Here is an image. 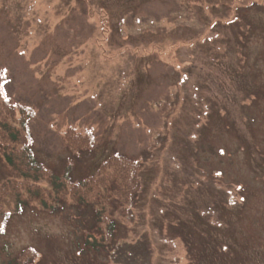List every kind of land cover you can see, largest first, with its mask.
Returning a JSON list of instances; mask_svg holds the SVG:
<instances>
[{
  "label": "rangeland",
  "instance_id": "1",
  "mask_svg": "<svg viewBox=\"0 0 264 264\" xmlns=\"http://www.w3.org/2000/svg\"><path fill=\"white\" fill-rule=\"evenodd\" d=\"M3 100L34 110L57 174L117 152L143 168L112 245H83L92 207L31 204L0 231V264L27 248L26 264H264V0H0V116ZM69 127L94 138L77 156Z\"/></svg>",
  "mask_w": 264,
  "mask_h": 264
},
{
  "label": "trees",
  "instance_id": "2",
  "mask_svg": "<svg viewBox=\"0 0 264 264\" xmlns=\"http://www.w3.org/2000/svg\"><path fill=\"white\" fill-rule=\"evenodd\" d=\"M206 5H225L239 0H183ZM0 116V161L6 173L0 177V231L9 218L26 206L37 204L46 211H58L66 203L78 208H93L94 224L85 230L83 245L94 251L112 245L117 221L113 214H132L141 192L140 158L114 153L105 159L94 174L74 181L71 178L72 160L69 158L61 174L55 173L36 157L29 121L34 110L24 104H9L3 100ZM64 142L71 155L77 156L94 143L91 134H82L69 127ZM46 182L43 187L40 183ZM35 253L27 248L16 257L17 263L32 261Z\"/></svg>",
  "mask_w": 264,
  "mask_h": 264
}]
</instances>
